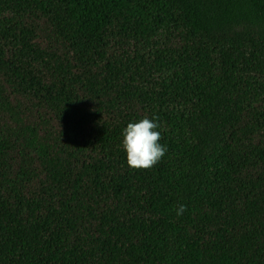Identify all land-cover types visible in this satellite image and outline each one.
<instances>
[{
    "label": "trees",
    "instance_id": "trees-1",
    "mask_svg": "<svg viewBox=\"0 0 264 264\" xmlns=\"http://www.w3.org/2000/svg\"><path fill=\"white\" fill-rule=\"evenodd\" d=\"M0 264H264V0H0Z\"/></svg>",
    "mask_w": 264,
    "mask_h": 264
},
{
    "label": "clouds",
    "instance_id": "clouds-1",
    "mask_svg": "<svg viewBox=\"0 0 264 264\" xmlns=\"http://www.w3.org/2000/svg\"><path fill=\"white\" fill-rule=\"evenodd\" d=\"M159 117L143 118L136 123H128L122 131V148L127 154L128 167L133 170H149L161 161L167 148L160 143L161 133L156 129ZM186 210L185 205L177 209V215Z\"/></svg>",
    "mask_w": 264,
    "mask_h": 264
}]
</instances>
